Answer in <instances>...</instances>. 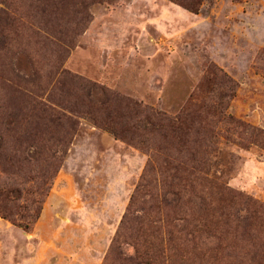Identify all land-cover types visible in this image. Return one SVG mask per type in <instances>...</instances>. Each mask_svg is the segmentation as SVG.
I'll use <instances>...</instances> for the list:
<instances>
[{"label": "rangeland", "instance_id": "obj_1", "mask_svg": "<svg viewBox=\"0 0 264 264\" xmlns=\"http://www.w3.org/2000/svg\"><path fill=\"white\" fill-rule=\"evenodd\" d=\"M9 1L26 22L25 52L16 58L14 44L2 55L5 77L24 74L32 88L39 84L46 97L79 112L51 129L57 142L43 134L40 164L52 163L56 172L31 229L0 216V264H121L113 243L128 211L180 227L182 216L190 218L189 210L176 213L162 201L174 189L164 171L178 150L167 152L160 134L147 129L151 118L125 102L108 103L112 96L171 115L191 104L203 116L202 148L219 162L222 182L264 204V0ZM10 92L0 87V104ZM102 118L114 119L128 138L99 126ZM154 138L148 149L140 143ZM204 191L212 202L204 216L218 221L213 243L196 232V248L189 245L174 264H259L250 257L263 248L264 216L254 246L236 221L224 224L227 215L232 220L229 209L209 211L217 200ZM193 229L179 235L191 238ZM217 243L213 263L205 249Z\"/></svg>", "mask_w": 264, "mask_h": 264}, {"label": "trees", "instance_id": "obj_2", "mask_svg": "<svg viewBox=\"0 0 264 264\" xmlns=\"http://www.w3.org/2000/svg\"><path fill=\"white\" fill-rule=\"evenodd\" d=\"M12 4L9 0H0V87H8L11 91L5 95L10 98L4 97V103L0 104V216L29 231L41 215L42 203L51 185L50 180L56 172V169H51L52 163L45 166L40 164L43 134H50V139L57 142L51 129L56 128L58 131V121L72 120L70 115L77 114L79 109L77 106L68 107L63 103L61 105L52 95L46 97L40 85H32V88L30 84L34 83L24 74L16 73L12 78L5 77L2 55H6L14 44L20 46L14 54L16 58L25 52L23 45L26 22L19 9H15ZM110 98L115 100H109L108 103L125 102L151 118V127L147 129L160 134L166 143L167 152L173 148L178 150L179 156L164 171L165 176L171 179L170 186L174 189L165 192L162 201L167 206H172L176 213L190 211V218L181 215L184 222L182 227L179 226L180 223L168 221H145V216H131L128 211L122 222V234L120 232L113 243L121 264H174V257L183 258L189 245L196 248V232H199V239H207L208 242H203L205 245L213 243L212 238H215V235L212 232L218 221L207 222L204 216L212 202L206 204L205 196L201 194L204 189H197L203 182H206L210 189L204 192L209 193L212 200H217L216 206L209 208V211H220V215H223V211L229 209L232 220L227 215L224 224L236 221L237 227L243 231L241 235H247L248 240L256 246L255 231L258 230L257 223L261 215L264 216V204L248 196L244 197L242 193L222 182V176L218 174L217 169L219 162L210 158L209 153L202 148L203 136L207 135L201 112L190 104L176 115H171L128 97ZM117 115L124 117L119 109ZM97 122L114 136L128 138L127 130L118 128L114 119L106 121L102 118ZM156 142L155 138L152 141H140L147 149L151 144L155 146ZM16 150L20 151V154L13 153ZM211 156L217 155L211 153ZM153 161H158L155 154H152V160L148 164L150 171L155 168ZM167 161L169 164L171 160L165 159V162ZM242 201L245 204L244 209L238 208ZM237 203L240 204L236 205ZM141 210L147 216L146 207H141ZM241 210H245L247 214L241 216ZM129 219L132 222L127 221ZM191 224L194 228L190 233L192 237L180 236L179 233L186 232L187 225L189 227ZM125 232L129 233L130 239L125 237L128 234ZM217 238L220 240V237ZM128 245L133 248L132 252L124 249ZM219 246L217 243L214 247L205 249L210 252L209 260L213 263L218 259L215 252ZM204 254L205 252L201 251L198 257L201 259ZM257 257L259 264H264V245L250 258L255 261Z\"/></svg>", "mask_w": 264, "mask_h": 264}]
</instances>
